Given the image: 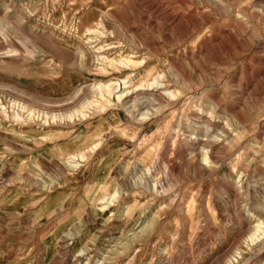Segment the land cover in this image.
<instances>
[{
    "label": "rangeland",
    "instance_id": "374dc122",
    "mask_svg": "<svg viewBox=\"0 0 264 264\" xmlns=\"http://www.w3.org/2000/svg\"><path fill=\"white\" fill-rule=\"evenodd\" d=\"M0 264H264V0H0Z\"/></svg>",
    "mask_w": 264,
    "mask_h": 264
},
{
    "label": "bare ground",
    "instance_id": "6f19581e",
    "mask_svg": "<svg viewBox=\"0 0 264 264\" xmlns=\"http://www.w3.org/2000/svg\"><path fill=\"white\" fill-rule=\"evenodd\" d=\"M158 17L159 18H161V19H163V20H166L167 22H169V24H171V25H173L175 28H177L178 29V31H179V29L181 28L182 30H184L185 32L186 31H188V26L187 25H184V22L182 21L183 19H181V18H179V15L175 12V10L174 9H169V10H166L165 12H159L158 13ZM188 21H189V23L191 24V26H194V19L190 16V17H188ZM195 24H197V23H195ZM175 28H174V30H175ZM176 29V30H177ZM189 32V31H188ZM178 33H180V32H178ZM183 33V32H182ZM227 33V32H226ZM225 33V34H226ZM229 35H230V33H229ZM233 35V34H232ZM184 36V35H183ZM183 36H181V37H183ZM179 37H180V35H179ZM221 40L222 38H216V40ZM217 40V41H218ZM207 41V40H206ZM209 41H211V40H209ZM223 42V41H222ZM201 43V42H200ZM199 43V44H200ZM211 43H213V42H211ZM218 43V42H217ZM204 44V43H203ZM209 45V44H208ZM207 45V46H208ZM221 45V44H220ZM228 45V44H227ZM200 46V45H199ZM207 46H204V45H202V46H200L199 48H198V50L200 51V52H204V54H207L206 52H208L209 50H210V48L208 47L207 48ZM213 46H214V44H213ZM226 46V45H225ZM216 47V46H215ZM213 48V47H212ZM227 49V48H226ZM189 50V49H188ZM214 51V50H213ZM189 52V51H188ZM190 52H191V50H190ZM212 52V51H211ZM187 53V52H186ZM191 53H193V52H191ZM201 54V53H200ZM215 54V53H214ZM213 54V55H214ZM220 54V53H219ZM184 55V54H183ZM191 55V54H190ZM217 55V54H216ZM208 56V55H207ZM219 56V55H218ZM198 57V56H197ZM199 57H201V56H199ZM127 60V59H126ZM220 60V59H219ZM129 61V60H128ZM127 61V62H128ZM122 62V61H121ZM125 62V61H124ZM127 62H125V63H127ZM173 64V63H172ZM123 82L124 83H126L127 82V80L126 79H123ZM112 84V83H111ZM111 84H100L99 85V88L98 89H100V94L103 92V91H105V92H108L109 94L113 91V86L111 85ZM123 95H127V93H120V94H117V96H118V98H120L121 96H123ZM80 112V111H79ZM235 115V114H234Z\"/></svg>",
    "mask_w": 264,
    "mask_h": 264
}]
</instances>
